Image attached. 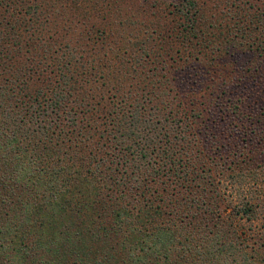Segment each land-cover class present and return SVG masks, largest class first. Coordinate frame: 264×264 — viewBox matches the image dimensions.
<instances>
[{
    "label": "trees",
    "instance_id": "16d2710c",
    "mask_svg": "<svg viewBox=\"0 0 264 264\" xmlns=\"http://www.w3.org/2000/svg\"><path fill=\"white\" fill-rule=\"evenodd\" d=\"M12 1L5 13L25 6L26 16L10 36L0 29V264H204L224 250L218 263L264 264L231 227L219 229L225 199L207 167L216 130L186 110L166 76L210 41L200 22L207 3L160 6L179 23L176 56L157 61L155 46L142 43L128 67L120 52L106 53L113 34L95 17L75 47L60 49L46 38L55 17L29 12L35 0ZM227 3L223 19L244 36L260 31L245 45L264 55V0ZM24 34L32 57L20 62ZM262 111L248 117V135L264 151Z\"/></svg>",
    "mask_w": 264,
    "mask_h": 264
},
{
    "label": "rangeland",
    "instance_id": "374dc122",
    "mask_svg": "<svg viewBox=\"0 0 264 264\" xmlns=\"http://www.w3.org/2000/svg\"><path fill=\"white\" fill-rule=\"evenodd\" d=\"M35 1L33 3L32 0L31 9H27L29 12L38 10V13L48 20L55 17L56 25L46 29L49 33L51 31L50 34H46L48 43H55V48L61 49L67 42L72 48L75 47L76 35L74 34L81 30H88L87 20L95 17L113 34L108 40L110 47L106 53L111 56L110 50H113L115 54L120 52L122 61H125L128 67L140 56L135 49L136 46L147 48V45L144 48L142 43L150 42V46H155V51L158 52L157 61L167 56L170 58L176 56L175 51L179 45L173 37L178 34L176 29L179 23H176L174 18V24L171 21L172 18L165 19L160 6L170 5L171 9L168 10H172V5L178 0H163L161 5L154 0ZM202 1L207 3V8L203 11L205 17L203 20L200 19L201 28L204 29L210 41L200 42L201 47H197V50L201 49L202 53L195 54L196 59L190 58L189 63L183 60L172 67L168 66L166 76L172 80L173 88L180 95L186 110L196 108L199 112H203V117L207 121L205 124L208 123V126L216 130L212 139L219 143L221 148L209 140L212 146L210 150L213 151L212 156L215 160L207 167L212 171V181L216 182L221 197L225 199L219 229L228 230L231 227L230 231L235 232L244 242L250 254L256 258L260 256L264 258L262 236L264 232V151L260 148L262 139L251 138L248 135L250 128L254 126H250L252 122L248 117L259 116L264 110V55H259L245 45V39L249 34L256 38L260 37L261 33L249 31L250 33L244 36L242 31L239 32L234 28L231 20L229 21L227 17L224 20L228 12L229 15L231 14L229 8L232 5L228 4L227 0ZM245 1L250 4L255 2V0ZM7 2H10V5L6 7ZM11 2L14 3L12 0H0V9H2L0 29H6L7 36L11 35V24L15 19L26 16L25 6L15 11L11 9L9 14L5 13L8 7L10 8ZM55 2L57 5L54 6ZM31 16L32 14L27 19ZM217 24H221V27ZM209 25L212 29H208ZM23 37L24 47L20 62H25V59L32 57V50L25 45L28 37L26 34ZM87 42L89 41L84 43ZM92 44L93 42H89L86 48L90 49ZM228 46L232 49L230 50ZM205 47L208 49L205 50ZM235 47L236 50H234ZM25 51L27 53H24ZM109 56L105 58L107 64L112 62L108 59L111 58ZM187 56L188 53L184 58ZM162 72L158 73L163 74ZM241 133L246 135L247 141L239 144L237 142ZM246 203L254 211L251 215L242 212ZM179 239L184 242L182 238ZM193 241L198 243L202 240L197 238ZM226 242L228 240L224 239L223 243L226 244ZM211 252L213 257L208 256L203 263L221 264L218 262L225 255V250Z\"/></svg>",
    "mask_w": 264,
    "mask_h": 264
}]
</instances>
